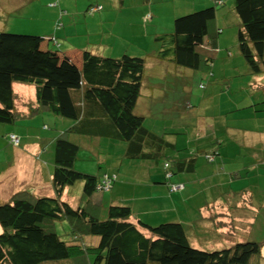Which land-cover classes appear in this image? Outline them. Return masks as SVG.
<instances>
[{"label":"trees","instance_id":"16d2710c","mask_svg":"<svg viewBox=\"0 0 264 264\" xmlns=\"http://www.w3.org/2000/svg\"><path fill=\"white\" fill-rule=\"evenodd\" d=\"M142 1L150 3V0ZM224 3V0H214L177 14L172 29L154 37L160 46L156 57L175 66L211 71L218 50L215 46L218 30L209 33V24L215 19L219 5ZM99 8L91 5L88 11L93 13ZM232 9L239 19L236 45L246 61L247 71L252 75L263 74L264 0H232ZM150 16L147 14L145 18ZM43 40L40 34L0 29L2 128L3 124L32 119L43 112L70 122L60 131L59 127L54 129L59 131L53 140L54 195H35L24 188L0 203V264H261L264 239L244 237L221 248H201L191 243L181 221L149 224L138 220L135 223L130 220L132 211L126 204L111 203L105 209L92 204L90 199H82L96 190L109 191L116 174L113 173L115 179H112L107 172L98 175L97 170H81L76 164L80 140L71 137L99 138L100 150L105 149L106 140L119 141L125 145V157H155L156 161L174 144L147 127L144 114L135 110L145 75V56L103 55L84 48L76 76L65 78L57 70L51 51L42 47ZM48 40L54 41V38ZM14 83L35 86V99L29 101L25 112L15 103ZM41 133L44 134L43 130ZM11 134L18 137V143L11 139ZM239 140L234 147L246 161L248 155L241 151L246 142L243 138ZM9 142L20 146V136L11 132ZM206 142L207 147L212 146V142ZM256 143L262 144L258 140ZM205 145H197L204 157L202 165L204 162L212 165L220 152L216 148L205 150ZM228 145L227 152L234 154L232 145ZM255 151L264 153L260 145L255 146ZM197 155L171 160L169 163L175 171H167L168 175L195 171ZM169 163L164 164L168 167ZM256 166L264 170L263 165ZM105 175L111 178L108 190L98 188ZM262 181L254 179L263 188ZM176 184L179 187L171 191L181 189ZM76 185L82 191L81 198L72 205L62 195L65 188L70 190ZM260 208L263 215V207ZM63 221L68 229L61 234L56 224ZM95 236H98L97 243L85 242L86 237ZM90 255L94 256L93 260Z\"/></svg>","mask_w":264,"mask_h":264},{"label":"crops","instance_id":"0c3cea01","mask_svg":"<svg viewBox=\"0 0 264 264\" xmlns=\"http://www.w3.org/2000/svg\"><path fill=\"white\" fill-rule=\"evenodd\" d=\"M36 1L39 3L38 6L34 5ZM44 1L45 0H0V5L5 9L4 12H6L8 9H22L28 6V4L34 6V10H36L35 17L37 23L41 25L40 22L44 20L46 22V28L42 33H40L41 31L37 29L32 30H36L34 32L42 36H49V39L54 36V41L43 40L41 43L42 47L51 51L55 66H57V70L60 72L61 76L65 78H68L69 76L74 77L76 76L75 71L81 66L82 50L84 48H91L90 50L92 51L97 50V48L94 49L92 47L97 44L94 43L93 45H87V42H90V39L86 42L80 37L69 39V36L77 34L75 32V29H78L77 27H65L64 30H62L59 28H61L63 24L60 22L56 25L57 21H55L53 30V21L55 19L59 20L65 13V11H63L60 7H57L59 3L62 5L63 3L61 0ZM211 1L214 0H150V3L146 4L143 3L142 0H133L132 3L127 4V0H105L108 10L100 13V17H102V20L100 21L104 22L102 27L101 25L100 27L103 28V32L110 36V41L105 43V41H101L100 39L101 42H97L100 43V52L97 53L105 55L108 47H116V43L122 42V38H125V42L128 40L125 34L121 36V33L118 32L117 36L114 33V28L117 25L116 23L122 22V24H124V27L122 28L124 30L122 31H138L140 32L139 34H132L137 35L139 40L140 38L142 39V37H147V42L149 43V41H151L150 46L148 45L149 51H145L141 54V56H145L146 58V65L148 63H152L149 66L151 70H154V72L158 73L160 76H162L164 73L168 75L176 72L185 73L186 78L194 77L195 74L192 69L175 66L169 61H164L157 58L155 54L159 50L160 46L159 42L154 40V37L157 34L170 31L172 29L173 19L177 14L189 11L191 9H197L202 5L209 4ZM224 1H226L224 5L230 2V0ZM14 3H16V5H14ZM74 4L75 9H77V0H75ZM91 5L96 4H94L93 0H88L85 7L87 8ZM14 6H16V9L13 8ZM225 7L226 8L223 6L218 7L217 14L212 25L213 27L216 26V30H218L215 37V46L218 50L214 59L217 60L219 58L223 61V75L226 79L227 76L231 75L230 73H239L241 66L235 64V54L232 49H228L229 46L225 47L227 52H222L220 47L224 45L226 41L225 38H229V40L232 42V36H230L231 34L229 36L225 34V31H227L225 30L228 24L227 21L230 22L229 29H233L232 26H239V19L232 9V2L229 3V6ZM42 10L44 11L42 12ZM80 11L81 10L74 11L71 22H74ZM114 14L115 17L113 20ZM147 14L151 15L149 19L145 18ZM103 19H105V21ZM107 21H113L114 27L105 30L104 24ZM0 22H3L2 18H0ZM5 26L9 28L7 22L5 23ZM1 28L5 29L6 27L0 26V29ZM80 31L82 33L88 32L87 28L84 27H82ZM56 34L61 36L63 35L65 38L60 37L62 40L58 41V37L55 36ZM69 40L73 45H69ZM51 42L53 46H51ZM120 50L122 51V49ZM110 55L113 54L111 53ZM146 70L147 68L145 67V71ZM245 72V75L250 74L247 70ZM250 75L251 78L247 83L249 86L255 87L256 90L259 91L254 95H249L246 98L235 100L234 105L232 104V101L228 102L230 105L229 110H223L219 107V109H216L214 107L212 109L214 110L212 114L210 113V109L205 106V101H207L208 98L203 97L200 101H198V97L194 92V85L185 87L186 94L181 99H168L167 93L164 90L159 89L158 93L156 94L157 90L152 88V90H154L153 93H155L158 98L155 99V101H152L144 98V84L142 82L141 93L135 105V110L138 113H142L144 116H157L158 109H155V107L159 103L161 107L159 108V115L161 116H157V118L163 120L172 118L173 120V118L176 117V119L173 120V123L176 125V123L180 122V126H182L184 122L192 121L195 124L194 130L198 131L201 140H209V142L213 143V145H210V147L205 145V150L216 148L219 150L220 155L215 158V162L212 165H210V163L204 162L203 165L206 169L204 175H198L195 170L193 172H187L190 174H195L192 177L186 176L185 179H179V177L172 176L171 179H174V182L179 183L181 189L177 191H171L168 189L165 178L159 175L155 169L152 171L150 166L144 174V178H146V180L139 178L132 179L128 174L126 175L129 179H126V181L118 180V178L121 177H119L120 173L117 171V166H119V164L123 163L124 161L123 159L125 156L123 153L125 145L119 141L112 142L111 140H106V150L109 151L112 146L114 148H119L118 151H122L121 157H118L117 160L114 159L117 167L114 174H116L117 180L115 179L113 182L112 189L115 191V193L111 196V202L130 206L132 211L130 220L132 222L136 223L138 220H142L149 224H157L159 222L168 220L181 221L185 225L186 232L191 243L197 247L208 249L228 246L236 242L238 239L244 237H251L257 240L264 239V212L263 215H261L262 210L260 208L263 207L264 211V189L254 182L255 178H261L263 180L262 182H264V170H258L259 168L256 166V164L264 166V153L260 154L256 153L255 151V146L259 145L264 150V73ZM147 79L148 78L145 79L144 77V80L148 81L149 79ZM14 84L13 90L15 93ZM242 84L243 82L240 84V86H242ZM200 85L201 84H199V86ZM201 87H204V85ZM204 93L202 96H204ZM21 97L22 96L19 95L18 99H21ZM156 100H158V102ZM24 102L21 104L15 103L21 111L25 112L29 101ZM228 113L232 119H246L249 123L247 125H229L228 115L225 116V114ZM40 115L50 121L51 124H56L58 121L60 124L59 131L70 124L69 121H64L50 112H43ZM27 121L31 122V119L21 120V122L25 123H27ZM209 126L211 128L214 126L213 133L210 135L207 134ZM152 130L158 135H162L158 130ZM22 131L23 132H20V138L23 137L32 139V141L29 140L30 143L28 145L33 144V150H39L41 153H49L50 146L54 144L53 140L56 136L54 133L42 134L40 128H37L36 131L34 130L32 135L31 128H29V130L26 132L25 129H22ZM59 131L57 130L56 132ZM227 133H230V138L233 139L231 143L225 142V134ZM166 137L169 142L174 144L171 148L176 149L177 144L171 141L172 137ZM71 138L75 140L78 139L84 143V145H88V147L93 149L98 148L99 144L101 143V139L98 138L91 139L85 136H73ZM241 138H243L246 142L244 147L241 148V151H245L248 155L246 161L239 157L240 152L235 150L234 154H230L226 150V148L229 146L228 144H231V147H233L234 150V146L240 141L239 139ZM257 140L259 142L261 141L262 144L258 145L256 143ZM197 153L198 155L196 161L198 164L199 158H202L201 150H198ZM199 153L201 155H199ZM229 154L231 160L233 161H227L228 159L226 158V155ZM187 156L188 155H184L181 157L179 154L174 155V157L177 158H185ZM225 161L231 164L227 166ZM33 162L35 163L34 166L27 163V168H31L32 173L36 172L37 169L39 171H37L36 178L31 180L33 183H26L27 188L30 189V191L35 195H53L54 189L51 181L52 174L45 172L47 174V180L45 181L43 172L47 169H45L44 166L42 167L39 163L37 164L36 161L33 160ZM214 164H218L219 172H225L219 173V175L223 176V179L212 178L216 172V169L213 166ZM36 165H40V167L37 168ZM113 172V169L108 170L109 174H113ZM97 173L98 175L102 174H100L99 171ZM234 182H236L239 187H235L233 185ZM169 183L172 182L170 181ZM20 185L21 184H17V187H15L12 192L15 193L17 190H19ZM225 185L226 188H223ZM67 190L68 188L64 189L62 198L64 199L65 197H68L67 200L69 202L71 201L69 198H75V202L78 203L80 198L78 194L81 191L80 187L76 196L68 193ZM259 214L261 217L256 219ZM85 242L95 244L93 242H97V240L94 237H86ZM261 264H264V245L261 249Z\"/></svg>","mask_w":264,"mask_h":264},{"label":"rangeland","instance_id":"374dc122","mask_svg":"<svg viewBox=\"0 0 264 264\" xmlns=\"http://www.w3.org/2000/svg\"><path fill=\"white\" fill-rule=\"evenodd\" d=\"M61 1L63 5L59 3L57 7L58 8L60 7L63 11H65V13L63 14L62 18H60L59 20L55 19L53 21V30H54L55 21H57L56 25L60 22L63 24V26L59 28L62 30H64L65 27H73V28L77 27L80 30L82 27L87 28L88 30L87 33H82L80 30L75 29V32L77 34L73 36H69V39L80 37V38H83L86 42L90 39V42H87V45H93L94 43L97 44V45L92 46L94 49L97 48V50H93V52H96V53L100 52V46H99L100 43H97V42H101L103 40L105 41V43H108L110 41L109 39L110 36L107 33L103 32V28H101L104 22L100 21L102 20V17H100L101 16L100 13L108 10V6L107 4H105V0H93L94 4H96L97 6H100V8L97 9L93 13H90L88 11V7L87 8L85 7L88 0H77V7H78L77 9H75V4H74L75 0H61ZM132 1L133 0H127L126 3L127 4L132 3ZM230 2H232V0H230ZM229 3L223 5V7L226 8L225 6H229ZM38 4H39L38 1H36L34 5L38 6ZM14 5H16V3H14ZM15 7L16 6H14L13 8L16 9ZM4 10L5 9L0 5V18L3 19V22H0V26L6 27L5 28L6 30L9 29L14 32L33 33L36 30H32V29H37L41 31L40 33H42L44 29L46 28V24H45L46 22L44 20L40 22L41 25L37 23V20L35 17L36 10H34V6H31L28 4V6L22 9H19V8L18 10L8 9L6 10V12H4ZM76 10L77 11L81 10V11L78 13V15L76 13L77 16L74 22H71V19L73 18V13ZM43 11L44 10H42V12ZM115 14L113 15V20H114ZM103 20L105 21V19ZM214 20L215 19L210 21V24H209V33L211 34H213L216 30V26L213 27V25H211L212 23H214ZM6 22H7V25H9V28L5 26ZM227 23L228 24L225 29L227 31H225V34H227L228 36L231 34L230 36H232L231 38L232 42L229 40V38H225L226 44L224 43V45L220 47H221L222 52H227V49L225 48L226 46H229L228 49L233 50L235 54V58H234L235 64L241 66L239 73H235V74L230 73L231 75L227 76V78L225 79L224 78L225 76L223 75L224 63L219 58L217 60L214 59L213 66L211 67V71H203V69L201 68L197 71L193 70L195 76L190 77V78H186L185 73H176V72H174L173 74H168V75L164 73L162 76H160L158 73H155L154 70H151L149 68V66L152 63H148L145 66L147 70L145 71L144 77L145 79L148 78L149 80L147 79L148 81L146 80L143 81L144 98H146L147 100L155 101V99H158L156 95L158 93V90L162 89L167 93L168 99L170 98L171 99H174V98L181 99L186 94L185 87L186 86L190 87L194 85V92L196 96L198 97V101H200L203 97L208 98L207 101H205V106L208 109H210V113L212 114V112H214V110H212L214 107L216 109L222 108L223 110L225 109L229 110L230 105L228 104V102L232 101L233 102L232 104L234 105L235 100L246 98L249 95H254L256 92H258L259 90H256L255 87L249 86V84L247 83L249 79L251 78V75L250 74L245 75L246 73L245 71L247 70L248 66L246 64L244 57L242 56V54L240 53L236 45L237 39L235 40V36L237 33L238 26L236 27L232 26L234 30L229 29L230 22L227 21ZM116 24L117 25L114 28L115 35H117L118 32L121 33V36L125 34L128 40L125 42V38H122V42H117L116 47H108V50L105 52V55H110L112 53L113 56H117L123 53H127V54L141 56L143 52L149 51L148 45L150 46L151 41H149L148 43L147 37L146 38L142 37V39L140 38L139 40L137 35H134L132 33L139 34L140 32L138 31L131 32V30H128V31L125 30L124 32L122 31L124 30L122 29L124 27V24H122V22H119V23L117 22ZM113 27H114L113 21H107L104 24L105 30L108 28H113ZM1 29H4V28H1ZM55 36L58 37V41L62 40L60 39V37L65 38V36L63 35L61 36V35L56 34ZM42 37L44 41H47L49 39L48 38L49 36H46V35ZM68 43L69 45L72 44L70 40L68 41ZM51 46H53L52 42H51ZM120 49H122V51ZM107 53H110V54H107ZM242 82L243 84L242 86H240ZM199 84H204V87H201V85L199 86ZM18 86H20L21 88ZM152 88H155L157 90V91L155 90L156 94L153 93L154 90H152ZM14 89H15V102L18 104H21L24 101H33L35 99V86L33 84L15 83ZM203 93H204V96H202ZM19 95L22 96L21 99H18ZM156 101L158 102V100ZM159 108L161 107L158 103L155 107V109H158L157 116H161L159 115ZM226 115H228L229 125H247L249 123L248 120L246 119L244 120L243 119H240V120L232 119L229 113L225 114V116ZM157 116L156 115L145 116V125L151 129L158 130L163 136H165V138H167L166 136L172 137L171 141L177 144L176 149L167 147L166 152H165L166 157L162 156L157 161L155 157L144 158V159H130V158L125 157L123 159L124 160L123 163L117 166L118 167L117 171L120 173L119 177H121V178H118V180L126 181V179H129L126 174H128L129 177L132 179L139 178L142 180H146V178H144V174L146 170L149 169V166L152 168V171L155 169V171L159 175L165 178L166 183L168 185V189H172V185H177L176 184L177 182H174V179H171L172 176L179 177V179H182V178L185 179L186 176L188 177L194 176L195 173L190 174V173H182V172H175L174 174L168 175L167 171H173V170L175 171V167H173L171 163L169 162H171V160L178 159L177 157H174V155L176 154H179V156L181 157L184 155H188V154L190 155L196 154L198 152V148H196L197 147L196 145H199V146L205 145L207 142L203 139L201 140V137H199L200 134L198 133V131L194 130L195 124L192 121L184 122V124L180 126V122L176 123V125L173 123V120L176 119V117L173 118V120L172 118H169L168 120L167 119L163 120V119L157 118ZM159 121L161 122V124ZM44 125L49 126V128H45V129L41 128ZM171 125H175V126L170 127ZM58 127H59V123H57L56 126H53L50 121H48L45 117H42L41 115H37L33 117L31 119V122L27 121V123L18 121L15 124H3V128H2V125H0V203L10 200L11 194L13 193L12 190L15 187H17V184H21L20 189H24V188H27L26 183H29V182L33 183V181L31 180L36 178L37 171L39 170L37 169L36 172L32 173L31 168H27V163L34 166L35 164L33 162L34 160L36 161L37 164L39 163L42 167L44 166L45 169H47L46 171L43 172V177L45 181L47 180V174L45 172L52 174V171L54 168L53 161H52V153H53L54 144L50 146L49 153L48 152L41 153L39 150H36V151L33 150V146H32L33 144L28 145L30 143L29 140L32 141V139L21 137L20 146H13L9 142V134L13 132L16 135L20 136L21 134L20 132H23L22 129H25V132H26L29 130V128L35 131L37 128H40L41 131L43 130V133H54V135H56L57 132L54 131V129H57ZM213 130H214V127L211 128L209 126L207 130V134L210 135L211 133H213ZM225 135H226L225 142L231 143L233 139L230 138V133H227ZM80 145H81L80 151L78 154V160H76V164L78 165L79 168H81V170L95 171V172L97 170V172L99 171L100 174L101 173L103 174L104 172L108 173V170L110 169L111 170L113 169L114 171L113 173L116 172L115 169L117 167L114 162V159L117 160V158L121 157L122 155V151H118L119 148L117 147L114 148L111 146V150L108 152L106 148L105 149L102 148L101 150L99 148H96V149L86 148L84 143H82L81 141H80ZM235 150L236 149L234 147V150L232 149L231 152L233 153L235 152ZM199 155L201 154L199 153ZM202 158H204L203 154H202ZM202 158H199L198 165L196 168V173L198 175H204L206 172L205 166L202 165ZM226 158L228 159L227 161L231 160L230 155H227ZM227 161H225L226 165L229 166V164L231 163H228ZM166 162L169 163L168 167L167 165H165ZM40 165H36V167L38 168L40 167ZM213 166L215 167L216 172L212 178L213 179H223V176L219 175V173L220 172L225 173V172L218 171V164H214ZM107 175H109L112 179H115V177L113 176L114 174L108 173ZM170 181L172 183H169ZM233 185L235 187H239L236 182H234ZM223 188H226V185L223 186ZM78 190L79 188L76 185V187H73L70 190H67V192L76 196ZM174 191H177V190H174ZM81 192L82 191H80L78 194L80 198H81ZM114 193L115 191L112 188L109 191L96 190L91 195L82 197V199L83 200L90 199L92 201V204L101 205L102 207H105L106 209V207L112 203L111 196ZM64 199L67 200L68 197H65ZM69 199L71 200L70 203L72 205H76L75 198H69ZM56 227H57V231L61 234L63 233L64 229L65 230L68 229L67 223L64 221L62 223L57 222ZM1 231H2V228L0 226V232ZM94 238L98 240V236H95ZM93 243H97V242H93ZM93 258L94 256L90 255V259L93 260ZM67 264H69V262H67Z\"/></svg>","mask_w":264,"mask_h":264},{"label":"built area","instance_id":"2783aa9c","mask_svg":"<svg viewBox=\"0 0 264 264\" xmlns=\"http://www.w3.org/2000/svg\"><path fill=\"white\" fill-rule=\"evenodd\" d=\"M11 139L15 142L18 143V137H16L14 134H11ZM110 184H111V178H109L108 176H104L103 180L98 184V188L100 189H104V190H108L110 188ZM179 186L175 185L172 187V189H176Z\"/></svg>","mask_w":264,"mask_h":264},{"label":"clouds","instance_id":"9594fccd","mask_svg":"<svg viewBox=\"0 0 264 264\" xmlns=\"http://www.w3.org/2000/svg\"><path fill=\"white\" fill-rule=\"evenodd\" d=\"M170 174V173H169Z\"/></svg>","mask_w":264,"mask_h":264}]
</instances>
